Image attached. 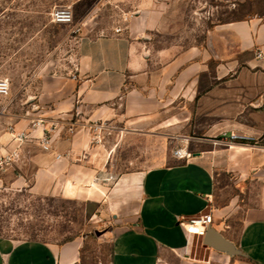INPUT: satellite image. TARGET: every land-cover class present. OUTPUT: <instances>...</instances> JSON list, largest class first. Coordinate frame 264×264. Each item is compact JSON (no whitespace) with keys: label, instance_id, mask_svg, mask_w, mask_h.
<instances>
[{"label":"crops","instance_id":"obj_1","mask_svg":"<svg viewBox=\"0 0 264 264\" xmlns=\"http://www.w3.org/2000/svg\"><path fill=\"white\" fill-rule=\"evenodd\" d=\"M135 1L137 9L125 14L120 31L79 38L77 78H49L41 93L16 111L2 106L0 153L18 145L8 125L29 132L32 138L24 143L32 148L19 162L24 170L12 163L0 172V192L28 187L39 195L103 199L95 179L114 170L104 154L109 144L94 143L89 124L107 121L113 135H151L153 129L161 134L178 128L181 97L223 104L215 112L223 121L210 127L209 135L264 133V16L219 23L207 32L205 44L155 48L153 32L169 33V0ZM211 64L200 96V73ZM76 107L80 115L70 132ZM38 116L56 124L48 150L39 146L43 130L31 126ZM114 183L105 203L116 221L131 223L111 232V264H158L166 252L190 255L196 235H188L181 221L203 212L212 213L211 225L220 232L223 219H238L237 229L226 225L223 235L243 256L264 264V144L199 142L189 156L173 154L167 162L114 176ZM81 244L0 237V264H76Z\"/></svg>","mask_w":264,"mask_h":264},{"label":"rangeland","instance_id":"obj_2","mask_svg":"<svg viewBox=\"0 0 264 264\" xmlns=\"http://www.w3.org/2000/svg\"><path fill=\"white\" fill-rule=\"evenodd\" d=\"M135 3V0H0V77L10 82L9 93L0 96V111L7 104L16 111L23 101L38 96L49 78L72 77L79 38L102 35L108 29L120 27L125 14L137 9ZM61 6L71 9L74 19L71 24L52 20L53 10ZM262 16L264 0H169V33L153 32V46L159 48L175 42L189 45L196 41L205 44L207 32L219 23ZM76 28L79 30L75 31ZM213 67L211 64L210 71L200 73V96L205 93ZM176 105L180 123L167 133L159 134V129H153L151 135L142 131L136 135L104 136L101 144H109L104 154L114 175L95 179L96 186L105 193L103 199L87 201L60 194L39 195L28 187L1 191L0 237L56 245L80 239L81 254L76 264H111V232L118 225L131 223L116 221L114 211L105 203L108 190L115 185L114 176L167 162L177 148L191 153L199 142L225 145L213 143L225 131L208 133L210 127L223 121L220 113H215L223 109V104L181 97ZM255 138L256 145L264 144V133ZM31 170L32 167L28 168L29 173ZM226 225L235 231L238 219H223V233ZM192 240L195 247L190 255L166 252L158 264H258L243 255L229 256L205 247L203 236L196 235Z\"/></svg>","mask_w":264,"mask_h":264},{"label":"built area","instance_id":"obj_3","mask_svg":"<svg viewBox=\"0 0 264 264\" xmlns=\"http://www.w3.org/2000/svg\"><path fill=\"white\" fill-rule=\"evenodd\" d=\"M52 20L57 23L71 24L73 22V14L69 7L61 6L57 7L52 12ZM79 28H76L75 31H78ZM121 27H116L115 31H120ZM73 78H77V74L73 73ZM10 91V82L7 78L0 77V95H7ZM80 115L78 107L75 109L74 116L70 119L71 124L69 126V131H74L75 126V117ZM31 126L33 128H41L43 130L42 136L39 138L40 145L48 150L51 148L52 141V132L54 131L56 124H49L47 119L44 116H38L31 120ZM89 127L92 132V141L94 143H102L104 136L112 132V126L104 120L92 121L89 124ZM10 131L14 132L13 139L17 141V147L9 153L1 154L0 153V172L5 170V168L11 165L13 162V157L19 146L24 142L30 140L32 137L29 132L25 130L15 131L12 125H8ZM214 144H225L230 145L232 143H243V144H258L255 136L242 132V131H230L228 133L224 132L220 134L216 139H213ZM191 153L185 148H177L174 152V155L183 158L189 156ZM56 157H60V154H57ZM213 220V215L211 212H203L189 218H182L181 223L185 226L186 233L188 235H198L204 236L208 226L211 225Z\"/></svg>","mask_w":264,"mask_h":264},{"label":"water","instance_id":"obj_4","mask_svg":"<svg viewBox=\"0 0 264 264\" xmlns=\"http://www.w3.org/2000/svg\"><path fill=\"white\" fill-rule=\"evenodd\" d=\"M39 146L41 149L45 150L41 145ZM31 148H32L31 146H28L25 143L21 144L18 150L16 151V153L14 154V157L12 160L13 164H15L16 166H19L20 160L23 159L25 153L30 151ZM203 245L205 247H211L217 251L224 252L228 254L229 256L243 255V252L241 251V249L238 248L233 241L225 237L222 232L217 230L212 225L208 226L203 236Z\"/></svg>","mask_w":264,"mask_h":264}]
</instances>
